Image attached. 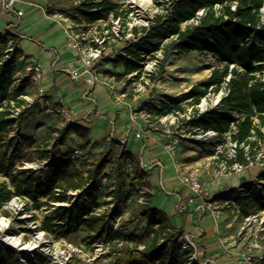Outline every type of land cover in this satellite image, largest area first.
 Listing matches in <instances>:
<instances>
[{"label":"rangeland","instance_id":"1","mask_svg":"<svg viewBox=\"0 0 264 264\" xmlns=\"http://www.w3.org/2000/svg\"><path fill=\"white\" fill-rule=\"evenodd\" d=\"M83 1L85 0H24V4H20L19 9L24 12L25 17L21 21L16 18L13 19V22L16 24L13 32L19 34L22 39L21 51L23 55L30 56L34 61L40 63L44 59L43 57L46 56L44 50H49L53 47V43H50L48 40L46 41L45 38L40 39L36 37L35 32L31 28L39 20L45 22L47 20L46 15H51V11H61L64 14H71L76 17L79 13L76 14V10H74L73 6L71 7V2L76 6L80 5ZM93 1L100 2L102 0ZM111 1L120 5V10L124 16L116 19L110 14L108 18L98 22V24L100 23L99 28H103L102 35H109L111 37L110 41L106 43L107 48H114L117 53L126 52L127 55L134 51L142 53V57L144 58L142 73L145 74H148L147 72L149 70L147 66L152 64L151 61L160 59L154 68V72L151 73V79L147 77L140 80L142 76L140 74L138 77L132 78L131 81H126L127 94H129L127 100L132 105L130 109L133 112H140L144 103L146 107H149L147 104L160 105L163 102L168 103L171 107L180 106L184 109L180 111L185 112L194 103L193 99L189 101L191 99L190 90L210 77L213 72L212 69L217 66L218 59L208 52L193 51L190 53H181L176 50H167L169 55L166 60H163L166 51L164 48H166V45L175 36L170 35L165 40L158 37L145 38L147 32L153 26L163 27V29L168 30V27L172 24L171 20L166 19L165 22L167 24L163 26L162 22L161 24L156 23L155 17L166 15V10L169 9L171 0H142V2H138L137 4L128 3V0ZM34 8L43 11L40 16L38 15L39 17L31 14L30 11ZM81 19L85 22L92 23L88 17L81 16L80 14L75 20L81 22ZM29 21H31V24L27 27L25 23ZM180 26L184 28V22ZM45 27H48L47 24ZM48 28L45 31H49ZM135 29L138 30L137 34L134 32ZM6 30H8L7 24L4 21L0 22V31L6 33ZM57 34V36H60L59 33ZM41 41L44 43L43 48L38 44H41ZM164 41L166 43L162 46ZM146 46L151 47V49H154V46H157V48L154 49L153 53H148L145 50ZM40 49L42 51L41 53ZM107 61L109 60H105L100 65V72L102 74L108 71L104 67V65L109 64ZM22 63L18 59L15 64L16 66H21ZM110 67L113 69L112 66ZM109 72L116 75V80L119 82L117 87H123L125 82L121 83L122 77L118 76L120 73L114 70H110ZM153 76L156 77L155 80ZM132 80L136 82L132 84ZM30 89H32V86L28 90ZM140 89L141 91L137 92ZM18 99L22 98H17L16 92L10 91L7 101L14 104ZM26 106L27 112L21 115H19L20 112L18 113L16 109V123L10 129L9 134H4L0 141V188L6 183L13 190V176L21 179L22 175H28L32 172L43 175V171L46 170L44 161L50 160H41L38 151L47 147L50 126L56 122L58 123V115L62 116V114L52 112L48 113L49 117H46L44 115V113H47L45 111L46 109H41V104L38 102L31 107L27 104ZM69 106L73 107L72 104ZM123 109L121 112L126 110L125 107ZM130 109L127 105V127L121 121V112H118L115 126H111L109 135L116 134L120 136L127 130L129 151L139 153L140 157H144L145 162H149V160L154 158L162 160L165 164V169L162 170V177L166 179L163 182L165 189L162 188L161 181L158 178L160 169L157 168L155 170L153 168L149 175L148 187H138L142 194L141 197H138L130 189L131 185L129 183L131 180L128 176H124V172L119 164L120 162L114 160L115 155L123 152V149L115 146L112 141L107 142V139L98 141L90 140L93 144L90 148H87L83 141L72 134L67 141L66 147L62 149L64 161L66 159H74L73 161L77 167L82 170L90 161L105 157L108 154L111 157V162L102 174V184L96 193L98 205L93 209V213L106 214L113 220L105 233L101 234L100 239L94 244H91L89 233L83 225H79L76 231H71L62 219V216H65L64 212H69L72 209V202L80 198L81 191H70L69 196L72 201L69 203L51 202L50 205L44 204L47 198L41 197L39 202H33L28 197L14 194L9 202L1 204L0 214L8 219V222H11L13 231L23 234L24 241L29 242L31 236L34 235L43 237L46 241L44 249L38 251L35 254V258L31 259L30 257V262H25L21 257V253L3 239L4 232L1 231L0 249L5 248L9 252H12L18 264H126L130 257L128 250L142 249L144 243L152 236V230L147 227L145 220H135L130 226H124L127 221L134 219L137 204L144 200L146 194L154 197L153 204L164 210L171 219L173 226L178 229L183 226L186 218L183 217L184 213L179 211L176 205L177 201L173 200L174 198L171 197V194L174 195L178 191H180V195L189 193L188 188L181 182L180 172L197 174L205 188L208 190L211 189L215 193L225 188L226 185H223L222 181L239 175L235 173L225 176L219 175V165L212 160V152L209 149L185 143L184 141L180 142L174 155H169L163 146H161L162 144L158 145L159 148L152 149V151L147 148L144 151L145 155H140L144 143L150 140V137L165 142L169 139L167 137L169 135L166 134L168 130L172 134L184 135L189 132L187 129L188 125H186L183 118H180L173 125L170 124V121L160 123L157 117L161 116H158L155 110L150 111L152 114L150 122L144 121L139 115L138 119L136 121L132 120L129 125L128 115L131 111ZM75 112H78V110ZM107 115L105 114L106 117ZM135 122L139 123L136 124ZM58 124L63 127V124ZM93 124H95L93 133H99L105 127V123L98 122V119L93 120ZM189 126H194V122L191 121ZM141 127L145 136L142 139H137V133L142 132ZM130 129H133L131 133H129ZM261 133L262 135L264 134V125H261ZM74 146H78L82 151L80 156L76 158L72 157ZM11 164L14 165L12 168L9 167ZM256 173V168H252L247 169L244 174L249 179L252 176L254 177ZM170 178H172V181H170ZM167 199H169V202ZM82 201L87 200L83 197ZM12 202L16 203L19 209H11L9 205ZM218 209L220 210L222 208L219 207ZM230 215L232 216L231 220L234 219L231 230L235 231L233 233L235 236L232 239V242L236 245L235 247L241 249L242 253H247L251 247L259 244L261 249L253 252V254L257 257L262 256L264 258V233L261 232L262 224L260 220L253 223L251 231L249 230V232L243 233L241 238H239L238 233L244 227L245 220L242 217L236 218L231 213ZM45 219H51L53 221V229L45 226ZM134 239H139V241ZM57 253L61 254L59 258L55 257ZM132 260L144 264V261L136 253L133 254ZM236 264H238V261Z\"/></svg>","mask_w":264,"mask_h":264},{"label":"trees","instance_id":"2","mask_svg":"<svg viewBox=\"0 0 264 264\" xmlns=\"http://www.w3.org/2000/svg\"><path fill=\"white\" fill-rule=\"evenodd\" d=\"M226 1L180 0L172 8V14L169 19L172 24L170 23L168 30L163 29V27L153 26L147 32L145 38L158 37L165 40L172 35L176 38L166 45V48H164L166 51L176 50L181 53L193 51L212 52L219 62L237 64L245 69L246 72L242 75H237L234 72L235 76L230 83L231 94L225 100V103L232 109L247 114L245 120L239 124V132L233 138L239 144H242L248 142L252 129L251 116L255 113V110L259 113L261 120L264 121L262 114L264 113V88L259 82L249 86L250 81L254 79L252 74L257 69L254 66V62L264 59V50L260 49L256 44L264 42V27L256 29L260 22L259 11L264 0H240L243 7H240L237 12H232L230 8H225L226 14L231 18L237 17L236 22L231 19L226 21L223 18H219L212 10L213 5L224 4ZM72 6L77 13L88 17L92 22L106 19L110 14L116 19L124 16L120 10V5L113 3L111 0H102L100 2L85 0L76 6L71 2ZM204 7H209V9L198 26L181 28V23L192 19L196 12ZM162 18L163 16H157L155 19L156 23L161 24L162 22V25L165 26L167 23ZM134 32L137 34L138 30L135 29ZM11 41L14 46H18L21 39L10 35L7 30L6 33L0 31V61L2 62L0 65V141L4 134H9L10 129L14 127L17 118L15 117L16 109L23 108L22 111L20 110L19 115L27 112V103L24 99H18L14 104L7 101L10 91H15L17 98L28 94V89H26L27 81H22L19 86L13 87V66H15L21 55L20 50H17L14 57L11 56L5 59V52L9 48ZM155 48L157 46H154ZM154 49L149 46L145 47L148 53H153ZM166 51L163 60H166L169 55L168 51ZM143 61L142 53L134 51L127 57L116 59L112 62L123 63L124 71L118 76L124 77L134 72H138V75H140ZM107 63H110V61H107ZM228 73V65L216 68L206 81L193 87L190 90V95L194 100V104L200 102V99L207 94L212 85H220ZM153 78L154 80L156 79L155 76ZM147 105L149 107H146L144 103L141 110L145 109L148 112L155 110L158 116H166L176 110V108L177 110H183L180 106L171 107L168 103L163 102L160 105ZM58 123L63 124V127ZM58 123L50 127L47 147L38 151L41 160L50 159L47 169L43 171V175L32 172L28 175H22L21 179L13 176V190L6 183L0 188V206L9 202L14 194L28 197L33 202H39L41 197L47 198L44 203L46 205H50L51 202L69 203L72 201L69 192L81 191L80 198L74 203L72 202V209L69 212L65 211V216H62V219L71 231H76L79 225H83L89 233L91 244H94L100 239L101 234L105 233L113 220L106 214L93 213V209L98 205L96 193L102 184V174L111 162V157L108 154L105 157L90 161L82 170L77 167L73 161L74 159H66L64 161L62 149L66 147L67 141L72 134L83 141L87 148L92 146L90 129L76 122H65L61 115H58ZM199 123L205 128H214L219 131H226L230 126L228 117L212 113L205 114ZM122 156L125 162H129L133 169V172L128 175L131 180L130 189L138 197H141L142 194L138 187H148L149 174L140 169L139 161L133 155L124 152ZM237 161L246 165L244 150L241 148H239ZM119 164L123 170V165ZM13 166V164L9 165L10 168ZM231 196L244 210L245 215L255 214L264 209V201L255 193L243 195L237 189H233ZM83 197L87 201H82ZM153 202L154 197L146 194L144 200L137 204L134 219L124 224L125 227H128L135 220L141 219L145 220L147 227L152 230V236L144 243L142 249L128 250L130 257L126 264H140L132 260L134 253L139 255L144 264H184L187 259L178 253V250L181 249L179 242L181 235L175 233L171 219L164 211L157 208ZM44 224L49 229L54 228L51 219H45ZM134 240L139 241V239ZM169 243L171 244L170 246ZM171 249H175V253ZM0 264H18V262L12 252L1 248Z\"/></svg>","mask_w":264,"mask_h":264},{"label":"built area","instance_id":"3","mask_svg":"<svg viewBox=\"0 0 264 264\" xmlns=\"http://www.w3.org/2000/svg\"><path fill=\"white\" fill-rule=\"evenodd\" d=\"M178 1L180 0H171L170 7L166 10V15L163 16V19H170L172 8ZM138 2H142V0H128V3L131 4H137ZM20 4H24V0H0V22L4 21L8 26V33L17 37H20V35L13 32V29L16 28V24L13 22V19L16 18L17 20L21 21V19L25 17L24 12L19 9ZM240 7H243L240 0H227L224 4L213 5L212 10L219 18H223L226 21L231 19L232 21L236 22L237 17L231 18L228 14H226L225 8H230L232 12H237ZM208 9L209 7L199 9L192 19L184 22L185 27L183 29L188 26H198L205 17ZM51 15L63 30L66 36L68 48L72 51L78 52L79 61L81 65L86 68L85 71H81L79 69H66V74L71 79H78L88 75L89 79L87 80V83L90 85V91H93L97 84H102L107 89H109L110 95L117 105H128L129 109L132 108V105L127 100L129 94H127L126 81H131L132 78L138 77V72H134L122 77L121 83L125 82L123 87H117L119 82L116 80L117 77L115 74L109 71H107L105 74L100 72V65L105 60H111L112 62L116 59L118 60L127 57L126 52H111L110 49L107 48L106 43L110 41L111 37L109 35H102L103 28L100 29V23L98 24V22H101L102 19L88 23L83 21V19H81V22L75 20L79 14L75 17L71 14H64L61 11H53ZM259 17L260 22L256 26L257 30L264 27V3L260 8ZM165 43L166 41L163 42L162 46H164ZM256 44L260 49L264 50V42H259ZM17 50H20V46H14L13 42L11 41L9 48L5 52V59L10 58L11 56L14 57ZM208 53L215 57L212 52ZM19 60L23 62V66H20V70L16 68V64L13 66V87L15 88V86H19L22 81H27L26 89H29V86L37 87L36 96L26 94L20 96V98L24 99L29 107L36 103V99L40 98L42 99L41 101L43 102L42 104L44 106L53 105L52 112L62 114L65 122H73V111L70 110L65 104L50 103L47 99H45L47 92L44 86V73L41 63H38L34 61V59L28 58L26 56H21ZM159 61L160 59L151 61V69H148V66L150 65L149 64L147 66V69L149 70L147 72L148 74L141 72L140 74H142V76L140 77V80L147 77L150 78L151 73L154 72V68L157 66ZM1 64L2 62L0 61V65ZM216 65L217 66L212 70L224 67L225 65H228L229 67V73L223 78L220 85H212L209 88L207 94L200 99V102L198 104L193 103V105L188 107L185 112L173 110L170 115L157 117V120L160 123L170 121V124L173 125L179 121L180 118H183L186 122V125H188L187 129L189 132L184 135H178L177 133L172 134L170 130L167 131L166 134L169 135L167 136L169 139L165 142L162 141L161 144L169 155H174L180 142L184 141L185 143H190L195 146H202L206 149H209L212 152V160L219 165V175L225 176L234 173L242 175L247 169L256 168L257 173L254 177L252 176L251 178L242 181L236 186V188H224V190L216 192V194L211 193L207 188H205L196 174L180 172L181 182L188 188L191 194L203 200L207 198L213 200L214 203H222V207L229 209L231 214H233L236 218L242 217L245 220L244 227L238 233V237L241 238L243 233H247L249 230L251 231L253 223L258 220H260V223L262 224L261 232L264 233V209L258 211L255 214L245 215L244 210L231 196L232 190L237 189L243 195L255 193L262 201H264V134L262 135L261 133V125H264V121L261 120L259 113H257L255 110V113L251 116L252 129L248 138V142L239 144L233 139L234 136L239 132V124L245 120L247 114L232 109L225 103V100L231 94L230 83L232 78L235 76L234 72H236L237 75H242L246 71L243 67L237 64L218 61ZM254 66L257 67V69L252 74L254 79L250 81L249 86L259 82L262 88H264V59L261 61H255ZM100 73L102 74V77L100 76ZM135 82L136 81L132 80V84ZM139 91H141V89L137 90V92ZM89 95L90 92L85 94L84 98L89 100L93 105L96 104L95 99L90 98ZM189 101H192V98ZM20 110L21 109H17V112L19 113ZM207 113L219 114L228 117L230 123L229 129L226 131H219L214 128H205L201 123H199V121ZM262 114L264 116V113ZM139 115L144 119V121H151L152 114L147 110H141L140 112H133V110L130 111L131 120L136 121ZM86 120H88V118H86ZM191 121L195 122L194 126L192 127L189 126ZM135 123L138 124L139 122ZM142 130L143 129L141 127V131ZM257 130H259L261 134L257 132ZM132 131L133 129H130L129 133ZM144 136L145 135L143 131L138 132L136 135L137 139H142ZM112 139L115 140L113 137ZM239 148L244 150L246 165L240 164L237 161ZM81 152V149L74 147L72 151V157H79ZM115 160L119 161L123 165L125 177L133 172L132 166L129 164V162H125L122 155L117 156ZM48 162L49 160L44 161L45 169H47ZM157 165L160 166L161 164L158 163L147 165L143 158L139 159V167L145 173L149 174L151 170H153V168ZM129 184L131 185V182ZM162 188L165 189L163 184ZM178 209L180 212H184L186 207L181 202L178 205ZM200 209L204 211L203 208ZM214 211L217 213V215H220L221 213L219 209ZM179 242L181 244V249L178 250V253L187 259L184 264H215L214 261L207 258V256H205V252L202 249H199L195 244V236L193 234H182L179 237ZM170 245L171 244L169 243V246ZM260 249L261 246L256 244L254 247H251L247 253H238V264H264V258L262 256L257 257L255 254H253V252L259 251ZM171 251L175 253V249H171Z\"/></svg>","mask_w":264,"mask_h":264},{"label":"crops","instance_id":"4","mask_svg":"<svg viewBox=\"0 0 264 264\" xmlns=\"http://www.w3.org/2000/svg\"><path fill=\"white\" fill-rule=\"evenodd\" d=\"M30 12L31 14H34L33 16L37 17L38 15L40 16V14H42L41 12L43 11L41 9L39 10L38 8H34ZM51 12L53 13V11ZM46 17L47 20L45 22H41V20H39V22L34 25L33 28H31L32 31L35 32L36 37L40 39L45 38L46 41L48 40L50 43H53V47H51L49 50H44V52H46V56L43 57L44 59H42L40 62L43 68L44 86L47 92L45 99H47L50 103L65 104L70 110H72L74 120L73 122H76L77 124L90 129L91 141L107 139V142L112 141L115 146L119 147L120 149H123V152L115 155V158L119 155H123L124 152L130 153L138 160L144 158L140 157L139 153L129 151L127 142V130H125V133L121 134L120 136H117L116 134L109 135L111 126H115V120L117 118L118 112L124 110V107L126 110L120 113L122 116L121 121H123L127 127V105H117L113 101L109 89H107L102 84H97L94 87L93 91H90V85L87 83V80L89 79L88 75H85L78 79H71L66 74V69H79L81 71H85L86 68L81 65L79 61L78 52L72 51L68 48L66 36L63 30L61 29L60 25H58L55 19L52 18V15H46ZM30 24L31 21L25 23L27 27H29ZM46 24L49 27H47L49 31H45L47 29L45 27ZM57 33H59L60 36H57ZM62 36L63 38H61ZM38 44L41 48H43L44 43L42 41L41 44ZM19 46L20 55L24 56L21 51V41ZM110 51L115 52L116 50L113 48L110 49ZM41 52L42 51L40 49V53ZM28 58H30V56ZM21 66H23V64ZM110 66H112L113 69ZM104 67L108 71L114 70L117 73H123L124 71V65L122 62H110L109 64L104 65ZM16 68L20 70L21 67L16 66ZM100 76L102 77V74ZM89 92V97L95 99L96 101V104L94 105L89 100L84 98V95ZM28 94L36 96L37 87L32 86V89L28 90ZM41 100L42 99L40 98L36 99V103L38 102L41 104V109H46L45 111L47 113H44V115L46 117H49L48 113H52L53 105L44 106ZM71 104L73 107L69 106ZM77 110L78 112H75ZM105 114H108L107 117L105 116ZM128 117V123L130 125V122L132 121L130 118V113ZM86 118H88V120H86ZM95 119H98V122H104L105 127L102 128L99 133L94 132V134L93 129L95 124H93V120ZM55 124H57V122L53 125ZM112 137L115 138V140H113ZM150 138V140H147L144 143L143 148L140 151V155L144 156V151L147 148L152 151V149H155L156 147H158V145H161L160 142L162 141L154 137ZM145 163L147 165H153L158 163L161 164L160 166H155L154 169H160V174H158V178L160 179L162 186L163 182H165L166 180L162 177V170L165 169V164L163 163V161L154 158L152 160H149V162ZM152 179H154V177H152ZM244 180H247L246 174L235 175L222 182L223 185H226L225 188H236V186ZM170 181H172V178H170ZM209 190L211 193H215L211 191V189ZM188 192L189 193H184L183 195H180V191H178L174 195L171 194V197L174 198L173 200L177 201V206L179 205V203L182 202V204L186 207V210L182 212L184 213L183 217L186 218V221L184 222L183 226L178 229L173 226V230L178 235H182L184 233L193 234L195 236V244L198 246L199 249H202L205 252V256H207V258L209 259H212L215 264H236L239 257L238 253H242V251L241 249H237L235 247V243L232 242L233 236H235V234L233 233H235V231L231 230L234 219L231 220L232 216L230 215V210L227 208H223L222 203L217 204L214 203L213 200L207 198L203 200L191 194L189 190ZM167 200L169 202V199ZM219 207L222 209H220V215H217L214 210L218 209ZM200 208H203L204 211Z\"/></svg>","mask_w":264,"mask_h":264},{"label":"bare ground","instance_id":"5","mask_svg":"<svg viewBox=\"0 0 264 264\" xmlns=\"http://www.w3.org/2000/svg\"><path fill=\"white\" fill-rule=\"evenodd\" d=\"M151 67L152 64L148 66V69H151ZM9 206L11 209H19V206H17L14 202H12ZM1 231L4 232L3 239H5L11 245V247L17 249V251L21 253V257L25 262H30L31 259L35 258V254L38 251L44 249L46 241L43 239V237L34 235L31 236V240L29 242L24 241L23 234L13 231L11 222H8V219L0 214V232ZM60 256L61 254L59 253L55 254L56 258H59Z\"/></svg>","mask_w":264,"mask_h":264},{"label":"water","instance_id":"6","mask_svg":"<svg viewBox=\"0 0 264 264\" xmlns=\"http://www.w3.org/2000/svg\"><path fill=\"white\" fill-rule=\"evenodd\" d=\"M73 203H74V202H73ZM73 203H72V204H73Z\"/></svg>","mask_w":264,"mask_h":264}]
</instances>
